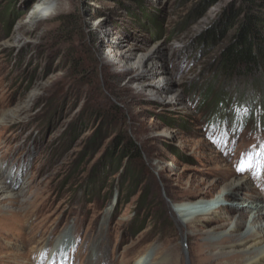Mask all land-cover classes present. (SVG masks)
Listing matches in <instances>:
<instances>
[{
	"label": "rangeland",
	"instance_id": "374dc122",
	"mask_svg": "<svg viewBox=\"0 0 264 264\" xmlns=\"http://www.w3.org/2000/svg\"><path fill=\"white\" fill-rule=\"evenodd\" d=\"M38 1L0 0L1 183L13 194L0 197V264H216L226 250L210 238L234 224L230 203L264 210L262 111L228 86L206 102L218 48L195 44L240 0L187 24L208 0H50L33 25ZM121 136L142 164L116 153ZM229 189L213 218L180 227L172 206ZM252 225L264 240V211Z\"/></svg>",
	"mask_w": 264,
	"mask_h": 264
},
{
	"label": "trees",
	"instance_id": "16d2710c",
	"mask_svg": "<svg viewBox=\"0 0 264 264\" xmlns=\"http://www.w3.org/2000/svg\"><path fill=\"white\" fill-rule=\"evenodd\" d=\"M207 2L195 8L192 11L193 16L187 17L184 23L187 24L190 20L199 18L206 7L215 3L216 0ZM221 16L218 20L220 26L210 27L195 37V44L204 50L218 48L212 61L214 71L206 81L211 87L207 90L206 102H209L208 96L210 98L215 96V100H223L226 97L223 91L227 86L232 89V93L237 98L250 99L253 91L256 102L248 100L247 103L241 104V108L245 111L248 108L254 111V107L258 105V109L262 111L260 124L264 128V0H240V6L230 5ZM65 19L66 17H52V21L56 22L59 28L64 26ZM147 21L149 25L158 26L156 18L153 21L148 19ZM69 26L73 31L80 28L76 23ZM217 86H221L222 89L216 91ZM257 93H260L259 98L256 96ZM238 114L240 112L236 113L234 123L242 124L243 119L244 122L246 119H251ZM124 137L116 138L114 142L116 153L118 151L121 157L142 164L143 150L133 139Z\"/></svg>",
	"mask_w": 264,
	"mask_h": 264
},
{
	"label": "bare ground",
	"instance_id": "6f19581e",
	"mask_svg": "<svg viewBox=\"0 0 264 264\" xmlns=\"http://www.w3.org/2000/svg\"><path fill=\"white\" fill-rule=\"evenodd\" d=\"M52 6L53 3L50 0L38 1L31 14L32 24L36 25L39 20L48 17L50 18L52 16V14H50ZM9 172L8 168L0 165V197L3 198L13 197L12 192L8 191L9 188L3 186L1 183L2 181L7 180ZM230 195H235L232 189H229L228 192L223 193L211 202H208L205 198L196 201L181 202L172 206V212L174 213L175 219L180 227L185 228L195 222H198L197 226H199V222L211 218L223 205V198ZM230 205H234L233 210L236 211V214L233 215L232 213L229 216L230 219L234 220V224L230 225L227 229L222 230V232L213 235L212 239L210 238V243L215 244L219 249L226 250L225 252H222L221 257L224 262H222L221 259H218V261L216 260V264H264V240L262 236L255 231V228L252 225L253 219L259 215L260 211H264L262 210V206L256 202H248L246 205L239 202H231ZM247 216H249V218L245 226L244 234L234 240L233 238L236 236L231 235V233L239 228L241 221H244ZM227 242L228 244H225ZM70 246L71 241L68 242L65 240L64 242L58 243L55 248L57 256H54L57 257L59 261L63 262L64 254ZM134 264H150L149 257L137 260Z\"/></svg>",
	"mask_w": 264,
	"mask_h": 264
},
{
	"label": "snow or ice",
	"instance_id": "6c2138e0",
	"mask_svg": "<svg viewBox=\"0 0 264 264\" xmlns=\"http://www.w3.org/2000/svg\"><path fill=\"white\" fill-rule=\"evenodd\" d=\"M262 147H264V145H262ZM237 170L240 171V172H243V171H245L246 169H245V168H238Z\"/></svg>",
	"mask_w": 264,
	"mask_h": 264
}]
</instances>
